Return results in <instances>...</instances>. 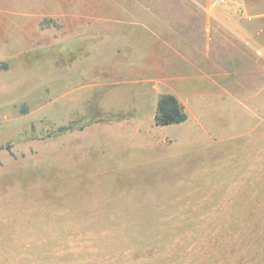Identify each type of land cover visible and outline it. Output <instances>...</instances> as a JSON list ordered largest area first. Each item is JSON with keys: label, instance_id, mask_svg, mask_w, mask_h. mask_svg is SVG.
I'll use <instances>...</instances> for the list:
<instances>
[{"label": "rangeland", "instance_id": "374dc122", "mask_svg": "<svg viewBox=\"0 0 264 264\" xmlns=\"http://www.w3.org/2000/svg\"><path fill=\"white\" fill-rule=\"evenodd\" d=\"M23 3L0 0V264H264V80L199 73L187 120L157 126L148 88L59 72L105 25L60 39ZM88 114L105 120L57 133Z\"/></svg>", "mask_w": 264, "mask_h": 264}, {"label": "crops", "instance_id": "0c3cea01", "mask_svg": "<svg viewBox=\"0 0 264 264\" xmlns=\"http://www.w3.org/2000/svg\"><path fill=\"white\" fill-rule=\"evenodd\" d=\"M22 1L23 8L35 9L28 14L58 26L60 39H72L67 28L72 21L84 24L85 28L94 21L105 25L101 47L86 48L83 58L75 59L59 72L67 71L68 79L74 83L70 87L84 91L98 86L87 83L91 80L87 75L90 65L100 69L102 86L119 78L124 83L148 88L143 96L144 102L152 105L153 118L162 94H173L184 106V90L190 85L205 84L204 75L200 78L199 73L229 69L240 76L248 71L249 78H237L246 81L245 88L255 74L257 81L264 80V0ZM158 7L175 15L171 20L164 18ZM85 28L79 35L83 40L91 36L92 25L88 27L90 33ZM73 52L65 46L57 47L59 55ZM209 81L220 90L224 87L219 80ZM79 95L82 98L87 93Z\"/></svg>", "mask_w": 264, "mask_h": 264}, {"label": "trees", "instance_id": "16d2710c", "mask_svg": "<svg viewBox=\"0 0 264 264\" xmlns=\"http://www.w3.org/2000/svg\"><path fill=\"white\" fill-rule=\"evenodd\" d=\"M83 120H79L66 127H63L57 133L70 132L73 130H81L87 124L105 120L104 118L95 117L93 114H88ZM188 118L183 106L178 99L170 93L159 96L156 103V110L154 114V123L157 126H169L184 123ZM106 120H108L106 118Z\"/></svg>", "mask_w": 264, "mask_h": 264}]
</instances>
